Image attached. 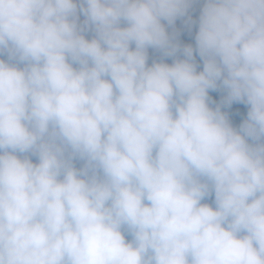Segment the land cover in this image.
Returning <instances> with one entry per match:
<instances>
[{"label": "clouds", "instance_id": "9594fccd", "mask_svg": "<svg viewBox=\"0 0 264 264\" xmlns=\"http://www.w3.org/2000/svg\"><path fill=\"white\" fill-rule=\"evenodd\" d=\"M0 264H264V0H0Z\"/></svg>", "mask_w": 264, "mask_h": 264}, {"label": "trees", "instance_id": "16d2710c", "mask_svg": "<svg viewBox=\"0 0 264 264\" xmlns=\"http://www.w3.org/2000/svg\"><path fill=\"white\" fill-rule=\"evenodd\" d=\"M192 16L195 19L198 16V10L193 11ZM81 20H83V18H81ZM175 26L180 31V35L178 37L179 42L182 45L183 44H192L194 46V44H195L194 36H195L196 27L193 26L191 33H189V31L184 26L183 21L181 19H178L176 21ZM167 30L169 32L172 31V29L170 27ZM86 36L88 38H91V33H86ZM148 56H149V59H148L149 65H151L153 63V61H159L161 59V53L159 51L151 49V48H149V50H148ZM3 58L7 59L6 56ZM196 60L200 64V67L198 68V71H200V70H202V61L200 60V57L198 55H196ZM165 62L166 63H172V59L171 58H165ZM225 96H226V92H224V91L209 90L210 107L215 108L217 105H219L221 108V111L227 115L228 119H230L231 117H239L240 119L246 118L247 106L244 105L243 103H237V102H233L230 106L226 105L222 102ZM233 124H234L233 125L234 127H237V128L239 127V124L236 123L235 121H233ZM207 203H212V200L208 199Z\"/></svg>", "mask_w": 264, "mask_h": 264}, {"label": "rangeland", "instance_id": "374dc122", "mask_svg": "<svg viewBox=\"0 0 264 264\" xmlns=\"http://www.w3.org/2000/svg\"><path fill=\"white\" fill-rule=\"evenodd\" d=\"M81 18H83V16H81ZM244 119H245V118L240 119L239 117H231V118L229 119V121L232 123V125H234V124H233V121H235L236 123H238V124L240 125V124L243 122ZM76 166L79 167V166H80V163L77 162ZM203 202H207V200H205V201H203ZM126 239L130 240L131 238L128 237V236H126Z\"/></svg>", "mask_w": 264, "mask_h": 264}]
</instances>
